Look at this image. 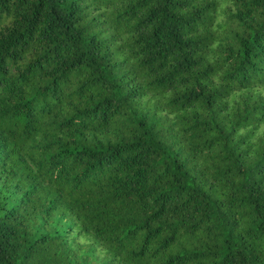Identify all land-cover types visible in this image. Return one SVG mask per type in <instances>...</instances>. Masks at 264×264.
I'll list each match as a JSON object with an SVG mask.
<instances>
[{
  "label": "trees",
  "instance_id": "obj_1",
  "mask_svg": "<svg viewBox=\"0 0 264 264\" xmlns=\"http://www.w3.org/2000/svg\"><path fill=\"white\" fill-rule=\"evenodd\" d=\"M0 264H264V0H0Z\"/></svg>",
  "mask_w": 264,
  "mask_h": 264
}]
</instances>
